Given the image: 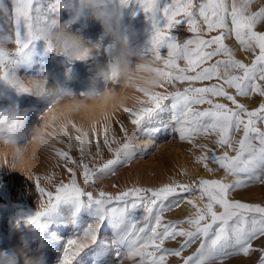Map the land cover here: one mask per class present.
Segmentation results:
<instances>
[{"label": "snow or ice", "instance_id": "snow-or-ice-1", "mask_svg": "<svg viewBox=\"0 0 264 264\" xmlns=\"http://www.w3.org/2000/svg\"><path fill=\"white\" fill-rule=\"evenodd\" d=\"M137 2L153 20L146 53L163 65L161 90L143 94L138 107L123 109L133 126L131 133L123 121L119 122L122 135L107 123L100 131L93 125L92 133L103 136L102 142L97 139L93 144L88 131L72 125L77 132L73 140L67 125L61 127L53 139L67 137L68 150L53 148L70 179L64 182L57 174L45 175L48 187H43L41 177L36 176L39 208L22 223L43 229L45 218L53 217L62 203L94 209V221L67 240L59 264H74L85 249L92 250L106 219L116 229L114 264H225L230 258L251 260L256 254L255 264H264V206L235 198L238 190L264 185V0H166L162 6L161 0ZM25 3L13 0L16 15L10 22L17 55L28 48V38H41L32 25L26 37L21 33ZM121 3L127 7L129 0ZM158 17L165 21L162 25ZM181 24L191 34L182 44L170 36V30ZM233 38L235 43L230 45ZM163 47L168 50L166 57L161 56ZM5 62L16 63L0 50V65ZM205 81L211 83L194 86ZM185 83L186 87H178ZM16 90L29 91L23 85ZM167 101L173 113L168 124L172 134L190 145L187 151L208 174L216 177L222 171L223 175L189 177L182 170L186 182L170 178L160 186L97 192L100 181L116 177L155 146L151 139L154 124L146 121L163 110ZM252 103L258 106L250 107ZM137 130L149 137L148 143L137 144ZM73 148L78 149L79 159L70 155ZM183 205L192 209L184 218H166L177 209L185 212ZM96 252L99 264L102 253L99 248ZM4 259L6 264H15L11 256Z\"/></svg>", "mask_w": 264, "mask_h": 264}, {"label": "rangeland", "instance_id": "rangeland-1", "mask_svg": "<svg viewBox=\"0 0 264 264\" xmlns=\"http://www.w3.org/2000/svg\"><path fill=\"white\" fill-rule=\"evenodd\" d=\"M165 2L166 0H161V6ZM0 3L3 5L0 8V29H2L0 44H3L0 45V50L6 53L9 59L16 61V63L5 62L0 65V125L5 123L11 112L18 111L22 114L18 135L19 144L26 152L25 160L15 165L14 169L13 162L6 157L5 149L0 146V260L4 259V256H11L15 259V264H18V258L12 254L20 248L21 237H24L30 242L27 254L31 256L43 254L46 257V264H59L67 240L73 238L88 223L93 222L95 215L93 208L69 202L62 203L53 217L45 218L46 227L43 229L22 223L24 218L34 214L39 208V193L35 190L36 176L41 177L43 187H48L43 180L45 175L57 174L64 182H68L71 176L54 151V148L67 151L68 139L63 135L56 140L53 139L54 134L61 127L57 122H53L51 115L56 113L64 118L71 117L67 121V127L73 140L77 135L75 128L72 127L75 125L76 128L88 131L89 138L94 144L97 139L102 142L103 136L101 134L97 137L92 133L93 125L100 131L103 124L107 123L116 130L117 135H122L119 122L123 121L131 133L133 126L123 109L138 107L137 100L144 99V96L139 92H125L120 89L118 96L107 98L106 104L85 103L83 92L90 86L92 78L111 59V41L101 37L103 27L90 14L86 17H75L73 13L60 8L56 0H26L24 10L20 13L21 33L26 37L28 25H32L33 29H38L37 34L41 38L35 40L28 38V48L17 55L15 28L10 22L16 15L15 6L13 0H0ZM112 4L119 8L122 25L129 31L130 43L141 53L147 52L154 31L150 14L142 10L137 0H129L127 7L121 3V0H112ZM5 9L7 11H4ZM158 19L161 25L165 22L160 17ZM61 26H64L72 38L82 45V50L78 54L67 55L57 50L52 40L44 38L45 32H58ZM186 28V25H177L170 30V36L177 43L182 44L186 39L191 38ZM228 43L233 45L234 38ZM160 51L162 57L167 56L166 47L161 48ZM183 63L180 62L181 66ZM9 80L13 83H9ZM209 83L211 82H195L194 86L202 87ZM20 85L28 88L29 91L18 92L16 89ZM100 86L103 87L102 84ZM186 86L187 83L178 84L181 88ZM61 88L68 92L56 96L54 93ZM221 102L227 103L222 99ZM170 104L171 101H167L163 110L146 121L149 126L154 124L155 133L151 139L155 146L150 147L146 155L135 159L130 166L121 169L116 177L100 181L96 185L97 192L105 190L116 193L133 185L160 186L170 182V178L186 182L181 175L182 170L187 171L189 177L199 175L205 178H219L223 175L222 171L216 177L208 174L202 165L195 163L192 153L187 151L190 145L180 141L178 134H172L168 127L173 114L168 107ZM105 106L108 111L107 120L100 118V112ZM256 106L257 103L250 104V107ZM2 131L4 129L0 128V132ZM44 133L48 134L51 141V145L47 148L40 147V137ZM136 136L139 138L138 145L148 143L149 137L144 136L140 131H136ZM60 139L64 140L63 144L60 143ZM70 155L74 159H79L78 149L73 148ZM68 167L75 166L68 165ZM77 180L83 186V177L79 172H77ZM113 184H117L118 187H113ZM235 198L245 203H260L264 206V185L254 184L247 189L238 190ZM182 207L185 208V212L177 209L167 213L166 218H184L187 211L192 210L188 205ZM115 231L114 223L104 220L98 231V239L91 246L92 250L85 249L80 254L81 258H78L74 264H97L98 248L102 253L99 264H114L117 248L112 241ZM40 244L44 247L40 248ZM256 255L251 260L230 258L225 264H255ZM125 264L130 262L125 261Z\"/></svg>", "mask_w": 264, "mask_h": 264}, {"label": "clouds", "instance_id": "clouds-1", "mask_svg": "<svg viewBox=\"0 0 264 264\" xmlns=\"http://www.w3.org/2000/svg\"><path fill=\"white\" fill-rule=\"evenodd\" d=\"M56 3L60 8L73 13L75 17H86L90 14L103 27L101 37L111 41V59L92 78L90 86L83 92L85 103L106 104L107 98L119 95L120 89L147 95L160 88L164 81L160 64L154 55L141 53L130 43L129 31L122 25L119 8L112 4V0H78L75 3L73 0H56ZM44 38L52 40L57 50L70 56L82 50V45L72 38L64 26L55 33L45 32ZM101 84L103 87L100 86ZM67 92L61 88L54 94L59 96ZM22 118L20 112L13 111L8 115L5 123L0 125V128L4 129L0 132V146L5 149L6 157L13 162L14 169L15 165L22 163L26 158V152L19 144L18 135V126ZM100 118L107 120L106 106L101 110ZM51 119L57 122L59 127H63L67 125L71 117L64 118L62 115L53 113ZM50 145L48 134H41L40 147L47 148ZM29 243L21 237L20 248L12 254L18 258V264H46V257L43 254L38 256L27 254ZM39 247L43 248L44 245L40 244ZM0 264H6L5 259L0 260Z\"/></svg>", "mask_w": 264, "mask_h": 264}, {"label": "bare ground", "instance_id": "bare-ground-1", "mask_svg": "<svg viewBox=\"0 0 264 264\" xmlns=\"http://www.w3.org/2000/svg\"><path fill=\"white\" fill-rule=\"evenodd\" d=\"M185 163V162H184ZM185 167V166H184ZM186 168V167H185ZM188 169V168H187ZM60 171V170H59Z\"/></svg>", "mask_w": 264, "mask_h": 264}]
</instances>
